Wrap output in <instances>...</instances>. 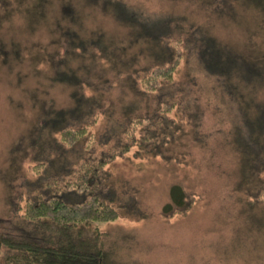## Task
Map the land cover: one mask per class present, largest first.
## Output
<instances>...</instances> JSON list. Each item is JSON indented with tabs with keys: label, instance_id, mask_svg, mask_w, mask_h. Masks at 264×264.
Masks as SVG:
<instances>
[{
	"label": "rangeland",
	"instance_id": "rangeland-1",
	"mask_svg": "<svg viewBox=\"0 0 264 264\" xmlns=\"http://www.w3.org/2000/svg\"><path fill=\"white\" fill-rule=\"evenodd\" d=\"M123 1L148 18L160 21L174 18V22H186L187 26L183 17L201 20L204 4L203 0ZM64 2L62 29L56 37L59 36L62 42L59 47L66 46L69 52L49 65L43 74L31 72L30 65L21 60L22 54L13 46V38L3 39L6 46L0 52V216L7 215L9 201L15 192L34 196L36 190L48 186L47 182L52 188L61 184V175L57 176V184L51 181L56 175L53 172L64 161L54 141L55 135L61 139L59 127L92 120L90 136L96 132L120 133L126 126L128 114H115V111L123 113L136 103L145 105L148 99L152 105L156 100L179 98L180 93H184L179 87L174 93L171 87L148 98L135 92L121 77L113 83L95 81L96 64L87 55L80 56L69 48L83 42L88 44L86 48L91 53L97 48L93 43H103L110 45L116 58H121L123 49L138 55L153 46L149 40L152 29L140 26V20H127L125 15L115 17L111 7L99 6L98 0ZM118 12L123 13L122 10ZM218 29L223 35V29ZM99 33H103L100 44L97 41ZM183 41L189 45L188 54L183 44L180 45L187 55V62L185 58V63H180L175 77L182 78L183 85H190L185 81V75L196 66L190 59L191 55L195 56L191 50L193 41L185 36ZM167 42L174 45L180 40L174 35ZM205 86L199 94L202 99L208 96ZM215 97L212 95L210 99L216 103ZM96 102L103 105L104 113L112 106L115 109L111 110L112 114H85L89 105ZM171 115V125L177 127L174 132L178 135L182 130L190 138L182 115ZM238 116L209 114L208 111L201 114L200 132L196 131L202 136L203 143H197L204 146H193L190 155L179 154L165 160L151 154L133 157L129 152L110 162L105 183L113 186L104 191L113 198L120 212L115 219L93 224L109 251L106 264H264V196L262 202L252 208L242 205L245 198L239 200L238 194L232 191L239 179V171L242 173L241 164L232 152L233 135H229L228 130L217 131L220 126L237 123L241 118ZM138 132L136 128V135ZM238 132L255 134L252 137L254 143L263 135L250 126ZM99 141L92 142L90 155H97L101 150L107 152L113 145ZM131 148L139 150L140 145L134 143ZM211 150H214L213 154H210ZM80 152L81 147L75 146L66 152V156L75 160ZM37 153H41L39 161L45 164H38ZM176 158L179 161H175ZM255 163L260 164V159ZM39 168L43 169L40 179L36 172ZM44 172H48L49 177L44 178ZM175 185L192 193L194 199L185 213L165 217L161 211ZM70 197L76 198L74 194Z\"/></svg>",
	"mask_w": 264,
	"mask_h": 264
},
{
	"label": "trees",
	"instance_id": "trees-1",
	"mask_svg": "<svg viewBox=\"0 0 264 264\" xmlns=\"http://www.w3.org/2000/svg\"><path fill=\"white\" fill-rule=\"evenodd\" d=\"M64 3V0H0V52L6 46L3 39L13 38L12 44L22 54L21 60L30 65L35 75L43 74L54 61H60L68 51L66 46L59 47L62 42L59 36L56 37L62 29ZM203 3L201 20L183 17L187 26L186 22H174V18L161 22L143 16L141 11L126 5L123 0H98L101 7L109 5L115 17L125 15L127 20H140V26L151 28L149 40L153 46L138 55L129 52L130 49H123L121 58H116L110 45L93 43L97 48L90 53L87 43L78 42L69 49L92 59L97 67L95 81L113 83L121 77L122 81L131 84L135 92L148 98L171 87L174 93L178 89L184 93H180L179 98L156 100L152 105L148 99L145 105L136 103L123 113L115 111V114H128L126 126L120 133L96 132L90 136L92 120L76 126L65 124L59 127L61 139L55 135L54 141L64 161L53 172L56 175L51 181L57 184V176L61 175V184L52 188L47 182L48 186L44 190H36L34 196L13 194L7 215L0 216V264H106L109 251L93 224L115 219L120 212L113 198L104 191L106 187L113 186L105 183L107 166L116 157L121 158L129 152L133 157L143 158L151 154L165 160L179 154H192L193 146H204L196 129L201 127V114L206 111L209 114H239L238 119L241 117L237 123L220 126L217 131L228 130L229 135H233L232 152L241 164L242 173L239 171V179L232 191L238 194L239 200L245 198L242 205L247 208L262 202L264 0H203ZM219 27L223 29V35L218 32ZM102 34H97L98 43ZM174 35L180 42L169 45L167 41ZM184 36L193 41L190 49L195 56L188 57L196 62L193 71L188 70L185 75V81L190 85H183L182 78L175 77L178 66L185 63L189 51V45L183 41ZM188 42L190 44L191 41ZM181 44L186 54L181 51ZM203 86L208 94L204 100L199 95ZM212 95L216 96V103L210 99ZM137 98L140 99L139 96ZM114 109L112 106L104 113L103 105L96 102L89 105L85 114H112ZM171 114L182 115L181 119L190 130V138L182 130L178 135L174 132L177 127L171 125ZM247 126L263 133L258 142L254 143L252 139L255 134L238 132ZM136 128L139 129L137 135ZM98 140L113 145L107 152L100 149L97 155H90L92 142ZM201 141V144L197 143ZM134 143L140 145L139 150L131 148ZM75 146H80L81 152L75 160H69L66 152ZM138 153H143V156ZM213 153L211 150L210 154ZM37 157L39 161L41 153H37ZM256 159L261 163H255ZM174 160L179 161L177 158ZM42 162L38 164H45ZM43 169L36 171L38 179L42 177ZM45 173L44 178L49 177L48 172ZM171 192L161 211L165 217L185 213L194 199V195L185 192L181 185H175ZM72 194L76 198H71Z\"/></svg>",
	"mask_w": 264,
	"mask_h": 264
}]
</instances>
